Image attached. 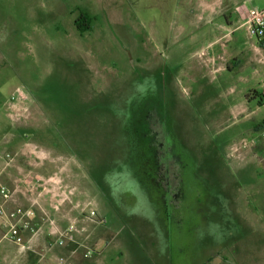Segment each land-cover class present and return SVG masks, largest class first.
<instances>
[{
  "label": "rangeland",
  "instance_id": "obj_1",
  "mask_svg": "<svg viewBox=\"0 0 264 264\" xmlns=\"http://www.w3.org/2000/svg\"><path fill=\"white\" fill-rule=\"evenodd\" d=\"M250 8L264 0H0V168L10 154L22 190L55 177L47 192L71 200L59 211L87 216L54 224L86 234L82 264L102 233L116 264L135 250L147 264H264V53ZM17 89L24 101H10ZM9 244L0 264H21Z\"/></svg>",
  "mask_w": 264,
  "mask_h": 264
},
{
  "label": "crops",
  "instance_id": "obj_2",
  "mask_svg": "<svg viewBox=\"0 0 264 264\" xmlns=\"http://www.w3.org/2000/svg\"><path fill=\"white\" fill-rule=\"evenodd\" d=\"M83 147V146H82ZM2 166V165H1ZM3 167V166H2ZM13 169L19 170V167L17 166L16 162L13 163L11 168H7L6 170H3V174L5 175L4 179L7 181L2 186H6L9 189L10 197L8 199H4L0 196V203H4L6 205V208L8 210H12L13 208H16L18 206H29L31 202L36 199L40 198V205L41 208L45 209L48 213L49 217H45L41 210H38L37 217L34 221L35 227L38 228L37 235H32L29 232L23 233L24 240L27 246V249L24 251H20L19 248L10 242L8 245L9 251L14 250L15 253L19 254L21 256V264H53L52 261L49 259L53 254V249H57V252H63L65 255H67L69 261L71 264H82L84 261V258L89 256L90 251H88L86 254L85 250L81 249L82 244L84 243L82 241L83 234L81 231L73 232V238L70 239V244H67L65 247H56L55 245H51L50 241L56 239L59 237L57 235V232L55 231V228L52 227L50 222L54 220L55 224L62 223L64 225V228L67 227L70 220H73V218H76V220L79 219L80 225L84 224L86 222L87 216L84 214H80L78 217V214L75 213L73 215V211H70L68 207L62 208L61 211H57L53 208L58 203L62 204L60 197L57 195L55 196L51 192H47V185H50L52 181H55V177L48 178L43 184L36 186H31L27 183L28 178H25L23 183H27L24 189L22 190L19 183V179L15 180L12 176ZM14 184L13 187L10 184ZM18 183V184H16ZM29 188V189H28ZM43 190V191H42ZM57 197V199H55ZM70 200V197L68 201ZM71 201V200H70ZM29 203V204H28ZM69 210V211H68ZM75 212V211H74ZM84 212V211H83ZM82 212V213H83ZM99 214V213H98ZM72 218V219H71ZM91 231H94V225L91 229ZM96 231V230H95ZM3 233V230L0 229V237ZM52 235V236H50ZM89 237V236H88ZM91 237V232H90ZM96 244V251L95 256L92 255V257L95 260V264H116V260L113 257H109L107 254L108 251V243H105L103 239V233L98 238L97 241H95ZM90 246V244L87 242L86 247ZM89 248V247H88ZM137 250L131 251V255L133 254V259L131 260V264H147V261L143 259V257L137 256L136 253ZM136 254V255H135Z\"/></svg>",
  "mask_w": 264,
  "mask_h": 264
},
{
  "label": "built area",
  "instance_id": "obj_3",
  "mask_svg": "<svg viewBox=\"0 0 264 264\" xmlns=\"http://www.w3.org/2000/svg\"><path fill=\"white\" fill-rule=\"evenodd\" d=\"M245 25L247 27L249 36L256 40L255 50L262 51L264 53V10L250 8L247 11V16L245 17ZM263 55V54H262ZM264 56V55H263ZM264 63V57L260 60ZM24 90L17 89L13 96H11L10 101H24L26 98ZM4 166L0 168V174L3 170L11 167L14 163V159L8 153L3 157ZM53 182V181H52ZM53 183H56L55 181ZM64 194V193H63ZM0 196L5 200L10 197L9 189L6 186L0 187ZM62 202L69 199L68 195L63 198L62 192L58 194ZM59 205L53 206L55 210H59ZM38 210H41L45 217H49L45 209L41 208L40 198L34 199L28 207L18 206L12 210H8L4 203H0V229L3 233L0 237V245L3 241H8L15 244L20 251L27 249L23 233L29 232L33 236L37 235L38 228H36L34 221L37 217ZM95 215V212H91ZM52 227H54V220L50 222ZM74 232V227L70 226L65 231L60 232L58 238H72V233ZM59 245H63L61 239L57 240ZM62 260V259H61Z\"/></svg>",
  "mask_w": 264,
  "mask_h": 264
},
{
  "label": "trees",
  "instance_id": "obj_4",
  "mask_svg": "<svg viewBox=\"0 0 264 264\" xmlns=\"http://www.w3.org/2000/svg\"><path fill=\"white\" fill-rule=\"evenodd\" d=\"M82 18H83V22L84 23H77L76 25H77V29H78V31L81 33V34H84V33H86L87 31H90V29H91V26H90V18H89V16L88 15H84V16H82ZM263 98H264V96H263Z\"/></svg>",
  "mask_w": 264,
  "mask_h": 264
},
{
  "label": "flooded vegetation",
  "instance_id": "obj_5",
  "mask_svg": "<svg viewBox=\"0 0 264 264\" xmlns=\"http://www.w3.org/2000/svg\"><path fill=\"white\" fill-rule=\"evenodd\" d=\"M76 24H77V22H76ZM76 24H75V25H76ZM76 27H77V25H76ZM77 30H78V29H77Z\"/></svg>",
  "mask_w": 264,
  "mask_h": 264
}]
</instances>
